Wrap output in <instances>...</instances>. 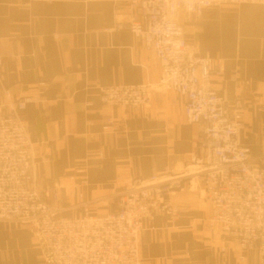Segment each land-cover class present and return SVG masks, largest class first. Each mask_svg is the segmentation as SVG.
Returning a JSON list of instances; mask_svg holds the SVG:
<instances>
[{
  "label": "crops",
  "instance_id": "crops-1",
  "mask_svg": "<svg viewBox=\"0 0 264 264\" xmlns=\"http://www.w3.org/2000/svg\"><path fill=\"white\" fill-rule=\"evenodd\" d=\"M127 1L0 0V106L6 92L15 100L41 98L25 122L41 185L67 186L61 207L78 202L70 179L76 168L88 169L86 199L100 200L91 212L105 214L130 179L181 173L203 136L200 125L186 122L185 100L176 93L153 90L148 107L129 112L101 103L99 86L155 85L161 78L143 41L117 28L130 20ZM179 18L187 41L221 64L211 84L228 110L241 102L243 146L264 157V6L226 5ZM108 117L126 134H105ZM166 202L175 215H157V230L142 233V264H259L256 251L241 261L235 242L209 226L201 182L187 181ZM0 264H42L28 225L0 220Z\"/></svg>",
  "mask_w": 264,
  "mask_h": 264
},
{
  "label": "built area",
  "instance_id": "built-area-1",
  "mask_svg": "<svg viewBox=\"0 0 264 264\" xmlns=\"http://www.w3.org/2000/svg\"><path fill=\"white\" fill-rule=\"evenodd\" d=\"M129 22L119 23L144 43L161 69L155 85L99 86L101 103L126 112L148 107L151 92L176 93L184 98V117L200 125L203 136L181 173L165 171L149 178L136 177L104 207L105 214H93L88 201L87 166L75 169L70 178L77 203L59 206L60 193L67 189L56 182L42 186L35 163V144L25 122L29 105L40 97L15 100L5 94L0 106V220L30 227L42 257V264H142L140 237L159 214L175 211L166 198L184 188L187 181H199L211 213L207 222L230 237L241 253L256 251L264 264V157H254L243 146L241 102L230 112L225 98L212 87V77L221 64L201 55L185 36L180 13L201 17L203 10L226 5H259L264 0H128ZM3 61L0 39V65ZM105 134H126L117 121L105 119ZM81 211L80 215L75 212ZM67 212H73L68 216ZM148 224V225H147ZM150 224V225H149Z\"/></svg>",
  "mask_w": 264,
  "mask_h": 264
},
{
  "label": "rangeland",
  "instance_id": "rangeland-1",
  "mask_svg": "<svg viewBox=\"0 0 264 264\" xmlns=\"http://www.w3.org/2000/svg\"><path fill=\"white\" fill-rule=\"evenodd\" d=\"M205 198V197H204Z\"/></svg>",
  "mask_w": 264,
  "mask_h": 264
}]
</instances>
